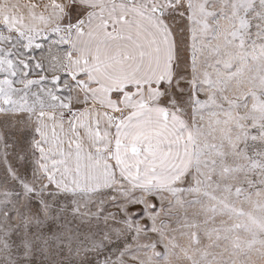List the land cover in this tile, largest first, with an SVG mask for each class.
Instances as JSON below:
<instances>
[{
  "label": "snow or ice",
  "instance_id": "6c2138e0",
  "mask_svg": "<svg viewBox=\"0 0 264 264\" xmlns=\"http://www.w3.org/2000/svg\"><path fill=\"white\" fill-rule=\"evenodd\" d=\"M0 264H264V0H0Z\"/></svg>",
  "mask_w": 264,
  "mask_h": 264
}]
</instances>
